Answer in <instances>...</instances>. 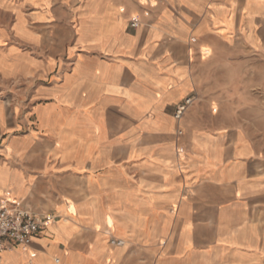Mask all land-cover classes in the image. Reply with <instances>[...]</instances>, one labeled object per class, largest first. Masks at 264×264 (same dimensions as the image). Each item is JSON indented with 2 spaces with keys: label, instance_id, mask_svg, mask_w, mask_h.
I'll list each match as a JSON object with an SVG mask.
<instances>
[{
  "label": "crops",
  "instance_id": "0c3cea01",
  "mask_svg": "<svg viewBox=\"0 0 264 264\" xmlns=\"http://www.w3.org/2000/svg\"><path fill=\"white\" fill-rule=\"evenodd\" d=\"M224 47L264 0H0V200L51 216L0 264H264V152L173 116Z\"/></svg>",
  "mask_w": 264,
  "mask_h": 264
},
{
  "label": "rangeland",
  "instance_id": "374dc122",
  "mask_svg": "<svg viewBox=\"0 0 264 264\" xmlns=\"http://www.w3.org/2000/svg\"><path fill=\"white\" fill-rule=\"evenodd\" d=\"M263 55L248 49L241 53L227 47L210 54L197 67L195 97L183 116L191 107L198 105L195 114L202 121L214 127L228 124L245 127L264 152ZM182 135L183 131L179 136Z\"/></svg>",
  "mask_w": 264,
  "mask_h": 264
},
{
  "label": "built area",
  "instance_id": "2783aa9c",
  "mask_svg": "<svg viewBox=\"0 0 264 264\" xmlns=\"http://www.w3.org/2000/svg\"><path fill=\"white\" fill-rule=\"evenodd\" d=\"M143 1L145 4L155 5L158 0H136ZM139 23L138 18H131L129 26L135 28ZM194 97L187 96L176 104L173 112L174 118L179 122L193 103ZM177 135L182 134V129L177 127ZM177 155L181 160L185 157V151L182 146L178 145ZM50 215H38L25 210L21 207L20 202L0 200V254L6 249L13 248L17 245H27L28 239L41 232L49 223ZM111 244L120 245L122 240L111 238Z\"/></svg>",
  "mask_w": 264,
  "mask_h": 264
},
{
  "label": "bare ground",
  "instance_id": "6f19581e",
  "mask_svg": "<svg viewBox=\"0 0 264 264\" xmlns=\"http://www.w3.org/2000/svg\"><path fill=\"white\" fill-rule=\"evenodd\" d=\"M4 201H7V200H4Z\"/></svg>",
  "mask_w": 264,
  "mask_h": 264
}]
</instances>
